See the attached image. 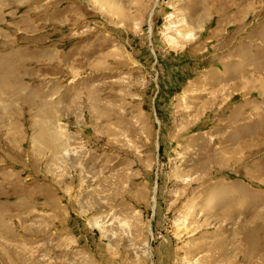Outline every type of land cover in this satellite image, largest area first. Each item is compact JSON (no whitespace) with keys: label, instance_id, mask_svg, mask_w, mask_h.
Returning <instances> with one entry per match:
<instances>
[{"label":"rangeland","instance_id":"rangeland-1","mask_svg":"<svg viewBox=\"0 0 264 264\" xmlns=\"http://www.w3.org/2000/svg\"><path fill=\"white\" fill-rule=\"evenodd\" d=\"M0 264H264V0H0Z\"/></svg>","mask_w":264,"mask_h":264}]
</instances>
